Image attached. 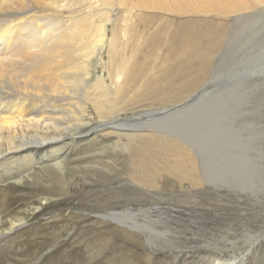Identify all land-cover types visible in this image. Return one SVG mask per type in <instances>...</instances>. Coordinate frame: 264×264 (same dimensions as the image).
<instances>
[{
    "label": "rangeland",
    "instance_id": "374dc122",
    "mask_svg": "<svg viewBox=\"0 0 264 264\" xmlns=\"http://www.w3.org/2000/svg\"><path fill=\"white\" fill-rule=\"evenodd\" d=\"M206 48L203 70L142 102L128 123L163 136L151 143L159 152L189 150L192 179L166 173L149 184L125 151L94 178L54 186L48 201L37 183L14 187L0 204L9 198L20 229L0 239V264H264V15Z\"/></svg>",
    "mask_w": 264,
    "mask_h": 264
},
{
    "label": "bare ground",
    "instance_id": "6f19581e",
    "mask_svg": "<svg viewBox=\"0 0 264 264\" xmlns=\"http://www.w3.org/2000/svg\"><path fill=\"white\" fill-rule=\"evenodd\" d=\"M263 15L264 0H0V200L34 182L48 201L54 186L94 178L125 151L149 184L166 173L192 179L189 150L159 152L151 143L165 138L129 121L203 70L208 43ZM8 204L0 239L20 229Z\"/></svg>",
    "mask_w": 264,
    "mask_h": 264
}]
</instances>
